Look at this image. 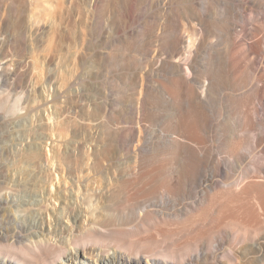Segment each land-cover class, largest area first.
<instances>
[{"label":"rangeland","instance_id":"obj_1","mask_svg":"<svg viewBox=\"0 0 264 264\" xmlns=\"http://www.w3.org/2000/svg\"><path fill=\"white\" fill-rule=\"evenodd\" d=\"M148 1L76 0L71 10L70 0H0V38L4 37L0 39V60L4 63L0 71L4 65L7 68L0 89L9 93L10 98L19 96L23 104L30 106L29 110H21L19 116H10L7 121L0 122V133L8 128L0 141L4 147L0 162L12 164L7 168L10 171L7 179L3 178L7 184L3 185L1 193L7 197V212L14 210L13 222L24 220L18 214V206L23 205L26 221L41 223V231L56 238L58 244H63V238L72 235L76 229L78 223L75 224L74 215H78L79 224H87L93 219L92 211L83 204L84 196L93 193L98 185L101 190L105 188L104 183L97 182L101 179L99 174L84 177L78 169L109 166L113 162L107 160L106 155L116 150L124 158L126 168L133 163L124 156V138L129 137L128 131L116 129L111 121L100 123L104 114L102 103L114 113L115 120L125 125L128 106L138 105L135 100L141 99L139 106L146 115L144 125H141L143 133L140 136L137 132L130 142L134 148L141 137V147L148 156L151 150H163L169 130L180 124L171 106L152 110L146 103L147 91L143 90L146 84L142 79L150 60L147 54V48L151 47L148 44ZM203 4L208 5L204 14L208 31L202 33L204 28L190 7L200 10ZM71 14L75 18L70 20ZM167 14V29L172 30L177 26L175 23H179L181 30L187 24L190 32L193 31L191 26H196L203 34V38H200L201 34L197 35L198 39H215L211 48L217 58L208 60L207 55L200 52L197 63L199 73L204 75L200 85H207L205 74L209 71L217 73L225 84L206 101L210 123L207 132L203 133L215 155H224L228 135L235 126L248 119L255 104L261 106L259 118L264 121V95L254 99L245 89L230 87V83L238 86L242 82H252L258 75L264 77V0H171ZM160 22L159 16L157 29ZM223 39L234 40L232 53L238 56L235 67L227 66L226 54L232 47ZM258 42L262 49L255 51ZM155 46H159L158 41ZM164 84L185 93L182 85L172 79L165 80ZM133 88H136V94ZM251 135L252 131L242 138V142H250ZM168 148L166 146V150ZM171 152L174 155L173 148ZM257 155L259 157L260 153ZM151 159L154 165L159 164L160 159ZM139 162L134 164L139 165ZM30 165L43 169L45 176L38 173L34 181L19 188V170L34 168ZM151 167L140 169V172L148 174ZM68 168L77 170L73 177L69 176ZM47 183L51 184L47 186ZM136 193L131 189L128 194L119 195L116 189L108 209L110 215L105 218L111 217L109 220L113 221L114 216L128 211L136 203L133 198ZM214 195L215 191L210 200ZM103 205L97 203L93 207L101 213ZM173 211L163 209V217L153 218L152 215L149 224L157 222V225L148 224L147 231L144 228L135 230L127 234L125 240L139 246L146 241H157L160 249L180 250L208 229V225L185 228L181 223L183 220L171 224L172 217L166 214ZM222 215L219 210L217 216ZM131 226L132 223L127 221L124 229L131 230ZM68 250L75 251L74 247ZM218 259L220 262L212 259L210 264H233L222 263L225 259L222 255ZM63 260L58 259L52 264H77L75 259L68 261L64 257ZM246 260L241 257L237 263L264 264V261ZM144 261L149 264L147 259ZM170 262L167 259L163 264Z\"/></svg>","mask_w":264,"mask_h":264},{"label":"bare ground","instance_id":"obj_2","mask_svg":"<svg viewBox=\"0 0 264 264\" xmlns=\"http://www.w3.org/2000/svg\"><path fill=\"white\" fill-rule=\"evenodd\" d=\"M192 1L194 0H190ZM75 2L76 0H70L71 10L74 9ZM170 4L171 0L148 1L150 37L148 44L151 47L147 48L150 60L142 79L146 84L143 90L147 91V101H145L150 108L169 105L180 121L179 125L172 126L174 130H169V138L163 150L153 152L151 150L149 156L146 155L141 147V137L138 139V144L132 148L130 140L135 138L137 132L142 136L141 125H144L146 116L142 106H139L140 98L138 102L135 100L138 105L128 106V113L124 116L125 125L115 120L114 113H110L102 103L104 114L100 118V123L111 121L116 129L128 131L130 138H124L126 146L124 156L130 161L133 160V163L126 168L123 165L124 158L120 157L116 150L106 155V159L113 162L109 166L105 164L78 169L84 177L99 174L101 179L97 182L104 183L105 188L101 190L98 185L93 189V193L84 196L83 204L90 208L93 219L87 224H79L78 215H74L73 220L78 224L72 235L63 238L61 241L63 244H58L56 238L45 235L41 231L43 228L41 223L27 222L23 205L18 206V214L24 220L22 222L11 220L14 210L11 213L7 212L8 208L5 207L8 202L7 197L1 192L4 190L3 185L7 184L3 178L7 179V174L10 172L7 168L12 164L6 165V162H0V264H52L58 259L63 262L64 257L68 261L75 259L77 264L78 262L145 264V259L149 264H163L167 259L178 264H210L212 259L219 261L220 255L225 258L222 263L238 264L241 257L247 258L246 262L264 261V146L262 145L264 121L259 118L261 106L255 104L248 119L233 128L228 135L225 154L215 155L203 134L207 132L210 123V115L206 112V101L212 93L222 89L225 84L217 73L209 71L205 74L207 85H200L204 75L199 73L197 63L200 52H204L208 60L217 58L211 48L215 39H198L200 30L196 26H191L193 31L190 32L186 27L187 24L185 27L183 25L184 28L181 30L179 23H175L177 26L172 30L167 29L169 17L166 18L165 15H168ZM190 8L193 9V15L197 14L199 23L204 28L202 33L208 31L204 19L208 5H201L200 10L192 5ZM159 16L161 22L157 29ZM71 18L74 19L75 16L71 14L70 20ZM202 35L200 38H203ZM223 40L232 47L226 54L227 66L235 67L238 56L232 53L234 40ZM155 41L159 42L158 47L155 46ZM261 42L255 44V51L262 49ZM3 64L0 60V66ZM6 70L4 65L0 71V83L5 77ZM156 77L164 81L172 79L178 82L185 89V93L182 94L176 88L166 86L164 81H157ZM230 87L234 90L237 89L236 87L245 89L250 97L261 99L264 95V77L258 75L252 82H242L238 86L230 83ZM132 90L136 94V88ZM29 108L28 104L22 103L19 96L10 98L9 93L6 94L0 89V122L7 121L10 116L15 118L19 116L21 110H29ZM7 129L0 133V141ZM251 131L250 142L243 143L242 138L248 136ZM164 133L166 132L163 131ZM166 146L169 147L167 150ZM172 148L174 155L171 152ZM3 149L0 144V152ZM257 153H260L259 157ZM32 156L36 157L34 153ZM147 158L149 159L146 164ZM151 158L160 159L159 164L154 165ZM138 160H140L139 165L134 164ZM150 165L152 167L148 168V174L140 172V169ZM30 166L34 168L19 170V188L26 187L27 183L34 181V176H38V173L45 176L43 169H38L36 165ZM57 172L56 170V178ZM67 172L73 177L77 170L68 168ZM5 189L7 192L8 188ZM116 189L119 195L128 194L131 189H135L138 195L137 193L134 195L136 203L132 204L128 211L122 212L117 217L114 216L115 219L111 221L109 220L111 217H105L110 215L108 209L112 206L111 200L115 197ZM213 191L215 195L210 200ZM97 203L104 204L101 213L93 207ZM163 209L174 210L172 214H166L172 217L170 222L173 225L183 220L181 223L185 228L194 229L200 225L201 227L208 225V229L190 242L189 246L180 250L160 249L157 241H146L144 245L139 246L138 243H129L130 241L125 240L127 234L140 231V228L149 230L147 225L151 216L163 217ZM219 210L222 211V216H217ZM68 217H70L69 213ZM127 221L132 223L131 230L124 229ZM151 224L155 226L157 222L149 225ZM155 229L161 230V228ZM218 232L220 233L216 234ZM69 247H74L75 251L68 252ZM172 262L168 264H174Z\"/></svg>","mask_w":264,"mask_h":264}]
</instances>
